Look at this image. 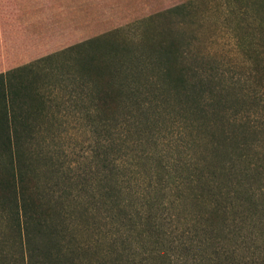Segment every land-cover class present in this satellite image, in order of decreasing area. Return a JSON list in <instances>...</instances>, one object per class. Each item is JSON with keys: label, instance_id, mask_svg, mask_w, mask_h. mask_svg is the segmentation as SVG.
Segmentation results:
<instances>
[{"label": "trees", "instance_id": "16d2710c", "mask_svg": "<svg viewBox=\"0 0 264 264\" xmlns=\"http://www.w3.org/2000/svg\"><path fill=\"white\" fill-rule=\"evenodd\" d=\"M187 2L192 4V0ZM250 4L257 16L249 14L251 22H256L264 33V0H251ZM186 8L185 3H179L146 20L183 14ZM239 24L236 23L237 28ZM176 28L163 30L158 37L148 35L145 29L135 41L115 39L114 30L63 49L76 72L65 75L71 80H63L66 97L55 103L77 110V116L71 120L81 121L91 129L93 139L88 156L101 161L102 171H98L101 193L92 195L93 202L87 201L78 214L88 218L90 210L108 204V215L111 214L117 230L138 235L137 244L131 245L135 253L152 237L148 241L153 248L143 251L150 256L151 264H167L170 256L158 246L172 233L166 232L164 226H170L173 220H169L170 212H162L168 208L180 211L179 207L187 202L189 208L182 209L188 215L181 220L179 246L195 242L200 251L201 245L223 232V226L233 225L228 233L236 232L238 243L221 244L222 247L207 252L202 255L203 264H264V229L259 226L257 231H242L243 226L235 227L236 219L230 217L234 212L247 217L246 210L256 207V190L264 192V185L253 186L260 178L256 175L264 172L258 166L254 169L251 162L257 154L255 125L246 120L248 112L244 109H233V118L229 120L225 102L230 100L225 96V88L216 81L218 68L207 66L208 54L193 53L180 24ZM34 74L32 64L0 73V221L5 224L0 230V264H106L105 260L90 258L84 262L92 243L80 239L72 223H66L64 206L69 193L55 196L44 190L36 178L32 159L44 157L47 161L51 155L30 150L33 133L44 124L53 127L59 117L51 109L54 97L43 92L34 81ZM151 112L155 115L153 122L149 120ZM166 115L168 127L173 126L179 135L187 137L191 149L203 147L198 160L179 166L185 174L180 172L174 185L166 180L167 169L160 161L147 168H143L147 164L144 162L122 161L125 143L119 142L112 149L103 137L105 130L131 122L145 135V130H152L153 123ZM241 161L247 164L240 165ZM142 170L148 178L146 185L154 194L127 191L121 197L118 182L138 180ZM167 187L177 192L161 195ZM258 214L262 215V210ZM250 223L254 225V219H249ZM116 252V258L123 254L122 249Z\"/></svg>", "mask_w": 264, "mask_h": 264}, {"label": "rangeland", "instance_id": "374dc122", "mask_svg": "<svg viewBox=\"0 0 264 264\" xmlns=\"http://www.w3.org/2000/svg\"><path fill=\"white\" fill-rule=\"evenodd\" d=\"M187 1L189 0H0V73L32 64L34 81L48 97H54L51 109L59 117V123L55 120L53 127L42 125L40 132L33 133L30 145V150L35 154H50L51 160L35 157L32 159V167L35 168L36 178L44 190L55 196L69 193L72 200L69 198L65 201L66 223L73 224L71 226L76 228L80 239L92 243L91 253L84 262L90 258L92 261L105 260L106 264H151L146 252L153 248L148 241L153 238L149 237L135 253L131 245L137 244L138 235L135 232L131 235L125 232L121 234L117 230L118 226L112 224L111 214L108 215V204L90 210L88 218L78 214L82 207L85 208L87 201L93 202L92 195L98 196L101 193L98 190V171H102L101 161L88 156L93 139L91 129L81 121L71 120L77 116V110L66 109L63 104L55 103L66 97L63 80L69 83L71 80L64 78L65 75H75L76 72L73 62L62 53L63 49L114 30H117L114 32L117 40L135 41L144 34L145 29L148 35L158 37L161 31H173L177 23L180 24L181 32L187 42H190L191 51L208 54L207 66L218 68L216 81L225 88V96L230 100L225 102L229 120L233 118V109L248 112L246 120L255 125L256 131L253 138L257 157L252 156L251 162L254 169L258 166L259 171H264V33L256 27V22H251L249 14L254 15V6L250 4L251 0H192V4ZM179 3L187 6L183 14L146 20L148 16ZM237 22H240L239 28L236 26ZM50 55L52 56L48 58ZM49 84H54V87ZM149 115V120L153 122L152 116L155 115L152 112ZM44 126L46 129L43 130ZM152 127V130H145L143 135L131 122L115 130H105L103 137L112 149L119 142L125 143L122 161L147 163L143 168L160 161L167 169L166 180L169 185H174L179 173L185 174V170L179 166L184 162L198 160L203 147L195 146V151L191 149L187 137L179 135L173 126L168 127L167 115L159 117ZM246 164V161L240 162V165ZM169 169L170 174H167ZM256 178H259L258 183L253 186L264 185V172H259ZM147 183L148 178L142 170L138 180L118 182L121 187L119 195L122 197L127 191L129 194H136L137 191L140 195L145 191L147 194H154ZM167 192L177 191L167 187L160 194ZM255 201L256 207L246 210L247 217L245 214L239 216L236 212L230 215L236 219L235 227L242 225V231H257L259 226L264 229V192L262 194L260 190H256ZM188 205L183 202L178 206L179 210L188 209ZM177 210L168 208L162 212L163 215L170 212L169 220H173L170 226L163 225L166 232L172 233L166 235L164 242L158 246L168 252L170 259L167 258V264H203L202 255L222 247L221 244L230 246L232 242L238 243L237 233H228L233 225H227L223 226V232L201 245L200 251H197L195 242L187 241L184 246H179L183 227L181 220L182 217H187L188 211L182 210L181 217L175 222V216L180 212ZM261 210L262 215L258 214ZM249 219H254L255 224H249ZM4 227V222L0 221V230ZM112 242L115 243L112 245ZM116 249L123 251L118 258Z\"/></svg>", "mask_w": 264, "mask_h": 264}]
</instances>
